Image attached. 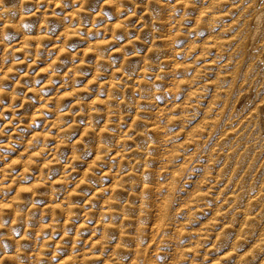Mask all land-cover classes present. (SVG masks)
<instances>
[{
	"label": "clouds",
	"instance_id": "1",
	"mask_svg": "<svg viewBox=\"0 0 264 264\" xmlns=\"http://www.w3.org/2000/svg\"><path fill=\"white\" fill-rule=\"evenodd\" d=\"M0 264H264V0H0Z\"/></svg>",
	"mask_w": 264,
	"mask_h": 264
},
{
	"label": "rangeland",
	"instance_id": "2",
	"mask_svg": "<svg viewBox=\"0 0 264 264\" xmlns=\"http://www.w3.org/2000/svg\"><path fill=\"white\" fill-rule=\"evenodd\" d=\"M21 111H23L22 109H21ZM25 123H27V120H25ZM223 191V190H222Z\"/></svg>",
	"mask_w": 264,
	"mask_h": 264
}]
</instances>
